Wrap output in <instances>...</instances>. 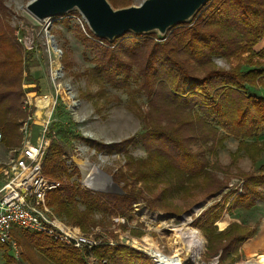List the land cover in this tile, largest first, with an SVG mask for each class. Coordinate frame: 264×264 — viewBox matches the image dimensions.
Masks as SVG:
<instances>
[{
    "label": "trees",
    "instance_id": "trees-1",
    "mask_svg": "<svg viewBox=\"0 0 264 264\" xmlns=\"http://www.w3.org/2000/svg\"><path fill=\"white\" fill-rule=\"evenodd\" d=\"M108 1L114 8L127 6L121 0ZM3 10L0 2V135L5 145L18 146L19 128L27 116L22 81L34 84L27 89L39 90L36 80L29 75L30 51L17 41L4 22ZM68 14L80 17L76 10L61 16ZM84 28L91 33L85 23ZM77 37L94 50L91 76L101 85L122 91L128 98L127 108L141 124L139 131L118 142H86L98 152L124 155L128 147L140 144L145 158L125 155L126 165L132 170L130 176L164 184L152 198L116 175L113 180L123 182L121 192L82 187L70 181L78 170H69L66 163L69 153L59 139H54L43 157L41 171L59 185L46 193L45 203L82 231L95 226L94 213L132 219L139 198L149 210L181 213L183 210L165 203L168 192L198 188L204 195H212L228 186V178L222 182L217 177L213 170L219 167L209 162L207 154L216 155L224 139L231 135L239 140L237 150L254 162V169L238 171L234 178L239 183L222 192L220 199L191 224L204 232L210 249L220 250V260L229 254L232 256L228 257L238 258L235 251L256 229L238 232L239 225L230 223L228 230L217 233L215 230L230 212L250 210L257 201L264 202V162L258 164L264 155V44L255 48L264 40V0H208L191 20L171 28L163 37L155 32H127L113 41L102 39L107 46L90 40L81 28H77ZM214 57L235 63L224 69L214 62ZM101 87L103 95L106 86ZM135 95L144 96L145 109ZM57 133L70 150L71 140L80 137L67 129H58L54 134ZM249 138L254 142H246ZM187 182L189 187L184 184ZM143 187L153 194V188L146 184ZM78 205L83 209L79 210ZM13 232L19 245L37 249L51 264H88L85 260L88 252L97 264L150 263L147 255L129 246L106 244L105 240L88 250L66 246L29 230L16 228ZM258 241L259 236L244 245H255ZM0 248L10 249L7 244ZM4 255L9 262L13 261L12 256L5 252Z\"/></svg>",
    "mask_w": 264,
    "mask_h": 264
},
{
    "label": "rangeland",
    "instance_id": "rangeland-1",
    "mask_svg": "<svg viewBox=\"0 0 264 264\" xmlns=\"http://www.w3.org/2000/svg\"><path fill=\"white\" fill-rule=\"evenodd\" d=\"M28 1L30 0H0L4 6L1 13L4 22L12 29L17 41L30 51L29 75L36 80L37 90H39L37 92L27 89L29 86L34 87V84L26 79L22 81V88L25 90L23 106L27 116L19 128L21 142L18 146H7L0 138V185L4 179L1 168L10 158L16 156L24 140L35 143L41 135L43 125L46 124L45 138L48 141V147L52 140L59 139L65 145V151L69 153V157H66L69 170L72 172L75 168L78 170L72 175L70 181L93 191L117 193L123 182H115L112 176L116 175L118 179L128 181L130 186L140 189L142 195L152 198L157 188H160L164 182L133 178L130 176L132 170L126 165L127 154L136 159L146 157L140 144L128 147L125 154L127 156H125L123 153L98 152L86 142V140L103 143L118 142L139 131L141 124L137 116L127 108L128 98L122 91L102 84L106 86V92L102 95V85L91 76L94 50L77 37V28L82 29L80 23L82 18L68 14L39 20L26 9ZM121 1L130 5L137 4L140 0ZM66 20L68 22H65ZM263 44L264 40L255 48ZM213 59L219 67L224 69L235 63V61L230 63L221 57ZM135 97L145 109L144 96L135 95ZM58 129L62 131L67 129L73 134H80L79 138L71 140L72 150L66 142L62 141V138L60 139V133L54 134ZM238 141L233 136L227 135L223 141V147L216 151V155L207 154L209 162L219 167L213 170L217 177L222 182L228 178L227 187L212 195H204L198 188L177 189L167 193L165 203L176 206L175 209L178 211L183 210L181 213L163 212L162 209L149 210L143 199L139 198L134 204L132 219L125 220L120 216L94 213L95 226L82 231L78 226L68 223L64 217L55 214L52 208L46 205L58 222L75 226L82 234L92 236L100 243L105 240L109 245L129 246L147 255L150 259L149 264H158L154 256L155 251L166 257L174 255L173 248L168 245L169 238L173 230L184 228L197 231L202 238V243L194 255L181 253L177 256V260L183 264H255L257 260L264 258V202L257 201L256 207L250 210L237 209L230 212L215 230L216 233L228 230L230 223L239 225L238 232L263 229L262 233H258L255 237H247L241 243V249L234 253V256L238 258L228 257L232 256L229 254L220 260V250L210 249L204 232L191 224L197 216L220 199L222 192L239 183L238 179L234 178L238 176V171L245 173L254 169V162L243 151L237 150ZM252 141L254 142L253 138L246 140V142ZM78 161L93 165L96 171L92 176L93 182L86 181ZM263 162L264 155L258 164ZM173 180L174 178L171 182ZM110 182L113 184L112 189L109 186ZM144 184L151 190L153 188V194L143 187ZM184 184L190 186L188 182ZM77 207L79 210L83 209L82 205ZM144 236H148L154 242V247L146 248L142 241ZM258 236L260 241L257 243H260V247L244 252V247L254 246L244 245L245 242L257 239ZM17 239L15 237L16 241ZM17 246H19L18 251L12 248L4 251L0 248V264H51L37 249L31 246L24 247L18 242ZM4 252L12 256L13 261L9 262ZM231 258L235 260L232 262ZM85 260L88 264H97L91 252L85 254Z\"/></svg>",
    "mask_w": 264,
    "mask_h": 264
},
{
    "label": "built area",
    "instance_id": "built-area-1",
    "mask_svg": "<svg viewBox=\"0 0 264 264\" xmlns=\"http://www.w3.org/2000/svg\"><path fill=\"white\" fill-rule=\"evenodd\" d=\"M80 23L89 38L107 46L102 39L85 30L83 19ZM46 131L47 125L44 124L39 139L35 143L24 140L16 156L1 168L4 179L0 185V245L7 244L18 251L13 231L20 228L45 234L66 246L90 250L100 241L85 236L75 226L58 222L45 203L46 193L59 185L58 181L46 178L41 171L48 147Z\"/></svg>",
    "mask_w": 264,
    "mask_h": 264
},
{
    "label": "water",
    "instance_id": "water-1",
    "mask_svg": "<svg viewBox=\"0 0 264 264\" xmlns=\"http://www.w3.org/2000/svg\"><path fill=\"white\" fill-rule=\"evenodd\" d=\"M207 1L140 0L114 8L108 0H30L26 9L39 20L76 10L96 37L113 41L127 32H155L163 37L171 28L191 20Z\"/></svg>",
    "mask_w": 264,
    "mask_h": 264
},
{
    "label": "bare ground",
    "instance_id": "bare-ground-1",
    "mask_svg": "<svg viewBox=\"0 0 264 264\" xmlns=\"http://www.w3.org/2000/svg\"><path fill=\"white\" fill-rule=\"evenodd\" d=\"M78 162L86 181L89 183L93 182L92 176L95 171L93 165L85 161ZM109 186L110 189L113 188V184L111 182ZM142 241L146 248L150 249L154 247V242L148 236H144ZM201 243L202 238L198 235L197 231L185 228L176 229L172 231L168 242V245L174 250V255L171 257H166L160 252L155 251L154 256L159 264H183L180 260H177V256H180L181 253H190L191 255H194L199 249ZM255 264H264V258L257 260Z\"/></svg>",
    "mask_w": 264,
    "mask_h": 264
},
{
    "label": "crops",
    "instance_id": "crops-1",
    "mask_svg": "<svg viewBox=\"0 0 264 264\" xmlns=\"http://www.w3.org/2000/svg\"><path fill=\"white\" fill-rule=\"evenodd\" d=\"M264 228V227H263ZM263 230V229H262ZM262 230H257L255 231V233L252 235V236H257L258 233H262ZM251 236V237H252ZM247 239V238H246ZM244 247V246H243ZM258 247H260V243H256L253 247H244V252H247V251H252V249H257Z\"/></svg>",
    "mask_w": 264,
    "mask_h": 264
}]
</instances>
